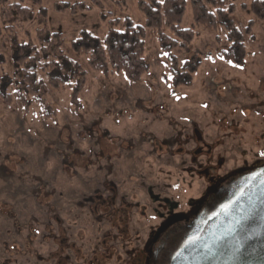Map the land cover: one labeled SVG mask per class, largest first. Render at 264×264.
I'll return each mask as SVG.
<instances>
[{"label":"rangeland","instance_id":"rangeland-1","mask_svg":"<svg viewBox=\"0 0 264 264\" xmlns=\"http://www.w3.org/2000/svg\"><path fill=\"white\" fill-rule=\"evenodd\" d=\"M137 1L43 0L49 28L62 33L65 54L87 71L88 82L79 96V109L71 105L69 89H49L45 103L55 110L51 116L43 113L41 106L25 112L17 102L0 101L1 251L13 245L23 249L22 239L34 234L33 228H37V239L47 237L40 224L47 218L42 211L51 217L55 206L44 197V190L54 198L62 197L56 203L63 209L58 210L60 219L68 226L74 224L73 212L86 190L78 179L89 180L98 165L122 160L121 151L135 148L133 153L125 152V160L130 165L141 164L152 180L159 178L163 184L175 185L182 177L176 184L190 182L180 167L173 176L169 162L180 159L176 150L182 147L180 142L185 144L186 138H191L193 125L216 144L227 169L243 160L264 157V20L242 9L252 0H228L235 6L230 20L244 34L242 65L221 55L229 47L225 28L209 30L195 25L190 1L186 0L181 26L192 29L195 36L187 54L175 49L172 56L179 67L184 63L197 65L189 83L180 86L174 84L167 56L149 31L144 52L149 70L138 82H130L123 73L92 71L88 54L75 51L81 31L102 42L110 27L121 30L125 18L144 26ZM59 3H80L83 7L73 14L58 12L55 6ZM250 21L251 31L245 34ZM43 76L47 78V74ZM169 145L173 151L166 153ZM153 146L161 147V152L158 149L156 154ZM155 158L162 162L159 171L153 170ZM41 180L50 185L44 189ZM192 184L197 193L200 183ZM36 194L43 197L33 202ZM54 220L52 216L49 223L54 224ZM75 232L72 228L69 233ZM38 246L43 251L41 241L34 242L40 249Z\"/></svg>","mask_w":264,"mask_h":264},{"label":"flooded vegetation","instance_id":"flooded-vegetation-1","mask_svg":"<svg viewBox=\"0 0 264 264\" xmlns=\"http://www.w3.org/2000/svg\"><path fill=\"white\" fill-rule=\"evenodd\" d=\"M191 133L176 150L180 159L169 162L173 176L180 167L190 182L176 184L182 177L175 185L152 180L141 164L130 165L125 160V152L135 148L121 151L122 160L98 165L89 180L78 179L86 190L73 212L74 224L68 226L60 219L58 210L63 209L56 203L62 197L54 198L44 190V197L55 206L54 224L49 223L52 216L42 211L47 218L40 224L47 237L37 239V228H33L34 234L22 239L23 249L13 245L0 250V264H171L177 253L199 239L241 194L264 182V176L259 175L264 172V157L243 160L227 169L216 144L204 138L195 125ZM153 147L156 154L158 149L161 152V147ZM168 151H173L172 145L166 147ZM153 162V170L159 171L160 158ZM193 181L200 183L197 193ZM41 184L45 189L50 182L41 180ZM40 197L36 194L32 201ZM72 228L75 233H69ZM36 241L43 243V251L41 246L34 247Z\"/></svg>","mask_w":264,"mask_h":264},{"label":"trees","instance_id":"trees-1","mask_svg":"<svg viewBox=\"0 0 264 264\" xmlns=\"http://www.w3.org/2000/svg\"><path fill=\"white\" fill-rule=\"evenodd\" d=\"M194 24L206 29L223 26L229 47L221 53L224 60L242 65L245 57L244 34L230 20L235 6L228 0H189ZM144 15V26L125 18L121 30L109 28L104 41L81 31L74 44L79 54H88V66L103 74L123 73L130 82H138L149 70L144 56L147 32L155 35L159 48L166 54L174 84L187 85L196 65L184 63L179 67L172 56L177 49L190 51L195 33L181 26L186 0H138ZM83 4L59 3L58 12L73 14ZM257 20H264V0H252L242 5ZM48 12L43 0H0V101L17 102L27 112L41 106L47 116L54 109L46 102L48 90H70V103L81 107L80 94L88 82V73L70 59L63 50L62 33L49 28ZM252 28L249 22L245 34ZM43 74H47L44 78Z\"/></svg>","mask_w":264,"mask_h":264},{"label":"water","instance_id":"water-1","mask_svg":"<svg viewBox=\"0 0 264 264\" xmlns=\"http://www.w3.org/2000/svg\"><path fill=\"white\" fill-rule=\"evenodd\" d=\"M171 264H264V182L241 194Z\"/></svg>","mask_w":264,"mask_h":264},{"label":"snow or ice","instance_id":"snow-or-ice-1","mask_svg":"<svg viewBox=\"0 0 264 264\" xmlns=\"http://www.w3.org/2000/svg\"><path fill=\"white\" fill-rule=\"evenodd\" d=\"M259 175L264 176V172L260 173Z\"/></svg>","mask_w":264,"mask_h":264}]
</instances>
